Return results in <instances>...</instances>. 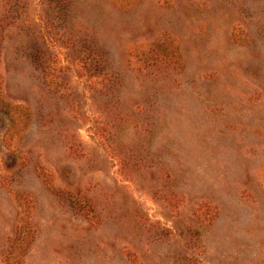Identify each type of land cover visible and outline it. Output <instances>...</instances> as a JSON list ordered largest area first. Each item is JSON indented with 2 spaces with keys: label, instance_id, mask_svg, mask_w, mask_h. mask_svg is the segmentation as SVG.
I'll list each match as a JSON object with an SVG mask.
<instances>
[{
  "label": "rangeland",
  "instance_id": "374dc122",
  "mask_svg": "<svg viewBox=\"0 0 264 264\" xmlns=\"http://www.w3.org/2000/svg\"><path fill=\"white\" fill-rule=\"evenodd\" d=\"M68 2L0 0V264H264V0Z\"/></svg>",
  "mask_w": 264,
  "mask_h": 264
},
{
  "label": "trees",
  "instance_id": "16d2710c",
  "mask_svg": "<svg viewBox=\"0 0 264 264\" xmlns=\"http://www.w3.org/2000/svg\"><path fill=\"white\" fill-rule=\"evenodd\" d=\"M45 1H46V5H47L46 16H45L47 21L53 20V22L56 21V22L60 23L61 20L66 18V16L69 13V10H70L68 0H45ZM23 49H24V47L22 46V44H20V47L16 51V53L22 58H23V56H25ZM91 52L94 55L96 54L99 56V52L97 53V51H94L92 49H91ZM30 56L33 58V61L35 62L36 66L43 64V61L41 60L42 56H40V54L38 53L37 50L34 53H30ZM92 59L95 60L94 58H92ZM94 68H96V67H94ZM13 111H14L13 113H15L17 111V109H14ZM11 123L17 124L15 119H13V116H11ZM25 128H27V122H24V127L19 128L18 131L25 129Z\"/></svg>",
  "mask_w": 264,
  "mask_h": 264
}]
</instances>
